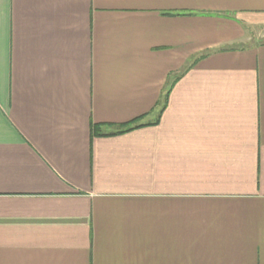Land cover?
<instances>
[{
    "label": "crops",
    "instance_id": "crops-1",
    "mask_svg": "<svg viewBox=\"0 0 264 264\" xmlns=\"http://www.w3.org/2000/svg\"><path fill=\"white\" fill-rule=\"evenodd\" d=\"M260 39L264 0H0V264H264Z\"/></svg>",
    "mask_w": 264,
    "mask_h": 264
},
{
    "label": "trees",
    "instance_id": "trees-1",
    "mask_svg": "<svg viewBox=\"0 0 264 264\" xmlns=\"http://www.w3.org/2000/svg\"><path fill=\"white\" fill-rule=\"evenodd\" d=\"M139 119H136V121H134V122H132V123H129V124H127V125H124L123 126V128H122V131H128V130H131V129H133V128H139V127H142V126H144V125H140L138 122ZM136 123H138L139 125H135L134 127H131V126H133V124H136Z\"/></svg>",
    "mask_w": 264,
    "mask_h": 264
},
{
    "label": "rangeland",
    "instance_id": "rangeland-1",
    "mask_svg": "<svg viewBox=\"0 0 264 264\" xmlns=\"http://www.w3.org/2000/svg\"><path fill=\"white\" fill-rule=\"evenodd\" d=\"M259 41L262 42V41H264V39H262V40L260 39Z\"/></svg>",
    "mask_w": 264,
    "mask_h": 264
}]
</instances>
